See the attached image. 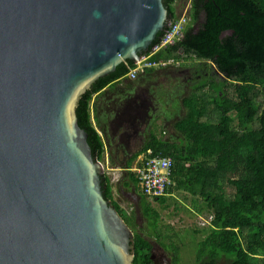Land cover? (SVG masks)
<instances>
[{
	"label": "water",
	"instance_id": "water-1",
	"mask_svg": "<svg viewBox=\"0 0 264 264\" xmlns=\"http://www.w3.org/2000/svg\"><path fill=\"white\" fill-rule=\"evenodd\" d=\"M167 22L162 0H0V264H132L75 109Z\"/></svg>",
	"mask_w": 264,
	"mask_h": 264
},
{
	"label": "trees",
	"instance_id": "trees-1",
	"mask_svg": "<svg viewBox=\"0 0 264 264\" xmlns=\"http://www.w3.org/2000/svg\"><path fill=\"white\" fill-rule=\"evenodd\" d=\"M162 2L168 22L143 56L165 66L146 68L131 80L127 74L134 63H122L98 79L75 109L92 156L123 173L119 185L136 197L137 210L122 215L105 173L104 199L133 233L132 264H154L152 239L168 251L172 264H179L180 248L161 241L166 237L153 207V203L165 206L174 191L190 195L194 211L210 217L198 242L197 264H264V109L257 103L264 98V0H190V22L182 38L153 52L168 23L176 19L177 0ZM180 52L201 61L190 67L193 78L158 85L157 73L175 68L168 62H178ZM208 68L224 81L214 82ZM141 97L148 106L168 107L173 123L168 136L149 129L141 147L132 150L122 137V123L134 119ZM141 156L172 161L173 183L156 202L141 193L131 171Z\"/></svg>",
	"mask_w": 264,
	"mask_h": 264
},
{
	"label": "rangeland",
	"instance_id": "rangeland-1",
	"mask_svg": "<svg viewBox=\"0 0 264 264\" xmlns=\"http://www.w3.org/2000/svg\"><path fill=\"white\" fill-rule=\"evenodd\" d=\"M190 5V0H177L175 3V11L176 18L182 16L185 13H188L187 6ZM181 59L178 62L170 61L168 65H174L175 68H166L159 73H157V83L167 84L169 81L175 80H183L187 75L183 72L185 70L190 69L201 61H198L194 58H187L182 52L179 53ZM155 68H158L155 67ZM209 76L214 82H223L224 80H220L216 77L214 70L212 68H208ZM190 85L187 87L186 92L189 91ZM231 92V88H228V93ZM138 102H140L141 106L138 107L134 119L137 118V122L132 119L131 121H126V124L131 127L130 131L134 128H139V133L134 141L129 142V146L132 150H137L143 144V140L147 135L149 129H151L158 136L164 135L168 136L171 131V126L173 123V119H169V121H165L164 119H168L171 117V112L168 107L161 108L160 105L156 106L155 112L158 116V120L154 123L151 128L146 126V130L144 133L142 132V128L144 126V122L147 120L145 117V107L148 106L145 99L143 97L138 98ZM258 105H260V109H264V98L259 97L257 99ZM150 105V103H149ZM152 105V104H151ZM150 105V106H151ZM149 106V108H150ZM152 120H150L151 122ZM136 126V127H135ZM235 127V124H232ZM145 129V128H144ZM165 130V132L163 131ZM139 137H143L142 140ZM142 158L139 157V160ZM103 166V174H107L110 177V181L113 188V197L117 201V203L121 207L122 215L124 217L128 216L131 212L137 210V200L136 197L121 189L119 185L121 181V177H123V173L118 169H109L107 161L105 160L101 163ZM154 209L160 214V222L159 229L161 235L165 236L161 241L165 244L173 243L174 245L180 248L179 253V264H197L196 263V252L198 248V242L202 240V238L206 234V229L210 222V217L206 212L202 214H197L194 211L192 197L183 192L174 191L171 196L168 197L167 204L162 206L160 204H153ZM139 224L143 225V221L139 219ZM152 244L157 245L161 249L164 250L166 256L170 257L168 251L162 248L155 239L151 240ZM158 251H154V255H157Z\"/></svg>",
	"mask_w": 264,
	"mask_h": 264
},
{
	"label": "built area",
	"instance_id": "built-area-1",
	"mask_svg": "<svg viewBox=\"0 0 264 264\" xmlns=\"http://www.w3.org/2000/svg\"><path fill=\"white\" fill-rule=\"evenodd\" d=\"M189 6L187 9L189 11ZM190 22L188 13L177 17L168 23V29L165 31L159 46L154 47L153 52L167 45H173L182 38L183 32ZM135 67L130 69L127 78L135 79L137 74L143 72L144 69L150 67L165 66V63L154 64L147 62V57L143 56L138 63H134ZM172 161L170 158L151 157L140 159L131 171L135 174L138 187L141 193L153 200L158 197L165 196L168 188L172 185Z\"/></svg>",
	"mask_w": 264,
	"mask_h": 264
},
{
	"label": "flooded vegetation",
	"instance_id": "flooded-vegetation-1",
	"mask_svg": "<svg viewBox=\"0 0 264 264\" xmlns=\"http://www.w3.org/2000/svg\"><path fill=\"white\" fill-rule=\"evenodd\" d=\"M183 73L187 75L186 78H188V79H192L193 78L194 71H192L191 69L185 70ZM186 78H183V80H185ZM150 105H151V103H150ZM149 106H148V108L145 111L146 112L145 113V117H147V120L144 122V126L142 128V132L141 133H144V131L146 130V126L148 127L149 123H151L150 120H153L155 117L157 118L158 116H160V115L156 114V112H155L156 106L151 105L150 108H149ZM172 118L173 117L171 116L170 118H168V119L165 118L164 120L168 122L169 119L172 120ZM129 129H131V128H129ZM138 133H139V128L136 127L132 131H130L128 134L133 135V136H137ZM126 138L130 142L132 139H133L132 141H134L137 137H126ZM142 138L143 137H139L140 140H142ZM153 204H155V203H153ZM152 245H153L152 246V252H153L154 260H156V262L158 264H172V262H171L172 258L166 256V254H165L163 249H161L160 247H158L155 244H152ZM155 250L158 251L157 255H154V251Z\"/></svg>",
	"mask_w": 264,
	"mask_h": 264
},
{
	"label": "crops",
	"instance_id": "crops-1",
	"mask_svg": "<svg viewBox=\"0 0 264 264\" xmlns=\"http://www.w3.org/2000/svg\"><path fill=\"white\" fill-rule=\"evenodd\" d=\"M122 125H123V129H122V137H125V139H126L127 142L129 143V140H128L126 137H135V136L128 134V133L130 132V129H129V128H131V127L128 126V125L126 124V122H123ZM106 161H107V160H106Z\"/></svg>",
	"mask_w": 264,
	"mask_h": 264
}]
</instances>
